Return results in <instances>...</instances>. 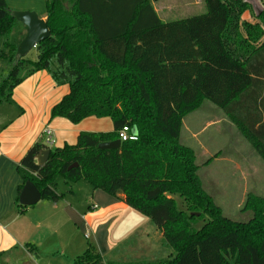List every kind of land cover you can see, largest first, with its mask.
<instances>
[{"label": "trees", "instance_id": "16d2710c", "mask_svg": "<svg viewBox=\"0 0 264 264\" xmlns=\"http://www.w3.org/2000/svg\"><path fill=\"white\" fill-rule=\"evenodd\" d=\"M45 2L51 35L32 60L16 56L25 28L0 0L7 59L0 101L47 71L58 85H69L51 118L110 117L114 129L82 131L63 147L42 134L20 162L19 192L31 181L42 199L57 201L58 177L88 181L162 231V246L172 253L155 264H264V197L247 194L248 221L226 216L202 183L196 151L181 142L183 119L207 100L264 160V8L252 23L242 19L252 8L246 0H204L206 12L167 21L151 0ZM126 125L137 131L136 140L99 148L119 140ZM44 150L49 156L40 165ZM73 264L136 263L105 260L90 245Z\"/></svg>", "mask_w": 264, "mask_h": 264}, {"label": "crops", "instance_id": "0c3cea01", "mask_svg": "<svg viewBox=\"0 0 264 264\" xmlns=\"http://www.w3.org/2000/svg\"><path fill=\"white\" fill-rule=\"evenodd\" d=\"M159 1L152 0L159 16L160 12H183L191 4V0H166L161 11L157 6ZM246 1L251 4L252 11L244 12L242 19L254 23L264 8V0ZM6 3L12 11H34L46 21L45 0H6ZM5 51L4 38L0 36V54ZM0 59L1 75L7 68V59L3 56ZM68 92V84L58 85L47 71H38L14 88L10 100L0 101V252H4L0 264H73L90 245L105 260L155 264L165 259L172 249L162 246V231L147 216L100 189L92 188L90 201L79 203L77 197L81 186L63 188L61 182H56V191L62 194L59 200L41 198L38 203L21 210L20 162L42 134L49 131L52 145L63 147L75 144L82 131L109 132L114 129L110 117L90 116L78 123L63 117L51 118L53 106ZM202 117L200 121H194L199 132L192 124L190 126L193 121L187 123L189 118L185 123L187 133L193 138L214 127L205 138L209 141H202V149L196 152L197 157L204 158L201 167L205 170L220 160L230 162L233 167L250 172L252 181H259L260 186L258 184L256 188L261 190L264 184V181L260 182L264 170L262 157L223 111L212 108ZM194 122L193 126L196 125ZM223 140L224 146L218 149L217 144ZM248 145L263 162L253 161L255 154ZM211 157L212 161L205 164ZM199 175L214 198L210 191L213 188L209 187L211 179L208 175ZM226 183L223 186L228 187ZM245 193L239 202L241 205L245 203ZM222 210L224 212L223 207ZM248 216L251 218L252 214Z\"/></svg>", "mask_w": 264, "mask_h": 264}, {"label": "rangeland", "instance_id": "374dc122", "mask_svg": "<svg viewBox=\"0 0 264 264\" xmlns=\"http://www.w3.org/2000/svg\"><path fill=\"white\" fill-rule=\"evenodd\" d=\"M165 1L166 0H160L158 2L157 6L159 7L160 10L162 9V7H163L162 4ZM248 11H252V8H251V10H248ZM203 12H206V6L204 3V0H191V4L189 6H187L183 10V12H181V11H177L174 13H172V12H170V13L160 12V17L162 19L168 21V20H173V19H177V18H181V17H187V16H191V15L201 14ZM1 57L2 56L0 54V58ZM27 57L29 59L35 60L36 52L34 50H31L27 54ZM212 108H216L217 110L222 111L220 108H218L217 106H215L211 102L205 100L203 102V104L201 105V107H199L197 110L189 113L183 119V125H182V130H181V142L183 144H186V145L193 147V149L196 152H197V150L199 151V149H202V141H209L208 139H205V138H208L210 132L214 129V127L209 128L206 131H203L201 134L198 133L199 134L198 137L193 138L186 131V125H185L186 120L189 118V120H187V123L191 122V121L194 122L195 120H196V122H197V120L200 121L203 118L202 115L203 114L208 115V113L212 110ZM193 122L190 123V126L192 124V127L194 129H196V131L199 132L200 129L197 130L198 125L194 122L196 125L193 126ZM134 131H135V129H134ZM219 136L221 139L223 138L222 134H220ZM223 143H224V140L222 142H220L219 144H217L218 149H219V147L222 148L224 146ZM248 147L250 148V150H253L251 145H248ZM254 154H255V157L254 156L253 157L255 159L253 161H255V160L261 161L260 157L257 155V153H255V151H254ZM198 157H199L198 163H201L204 160V158H201L200 156H198ZM261 162H263V161H261ZM254 164L256 165V163H254ZM232 165L233 164L230 162L220 160V161H216V162L212 163L209 167H206L205 170H204V168L201 167L199 170V173L202 175V177H204V174H205V175H208L209 179H211V181H210L211 186H209V187H212L213 190L210 189V191L213 193L215 200H217L220 203V205L223 207L224 214L226 216L237 219L239 221H248L250 219L249 218L250 216H248V215L252 214V212L251 211H244L242 209L244 203L242 205L239 203L241 201L242 196H243V192L246 191V193H245L246 197H247V194L249 192H254L256 194L264 195V184H263L261 190L256 188L257 185L259 184V181L253 182L252 178L250 176V172H247V170L245 172H243V170H240L237 167L235 168ZM262 166L264 167V165H262ZM262 169H264V168H262ZM261 178L262 179L260 180V182H263L264 181V170H262V172H261ZM225 181L227 182L226 184L228 187L223 186ZM56 182H61V184H62L61 187H63V188H66V187L70 188V186H74V185L75 186L76 185L81 186V193L77 197L78 202L82 203L85 201H90V197H89L91 195L90 190H92L93 186L88 181L80 180L77 182H66V180L63 177H58ZM251 185H256V186H251ZM259 186H260V184H259ZM59 190L64 193L62 188H60ZM239 205H241V206H239Z\"/></svg>", "mask_w": 264, "mask_h": 264}, {"label": "water", "instance_id": "95a60500", "mask_svg": "<svg viewBox=\"0 0 264 264\" xmlns=\"http://www.w3.org/2000/svg\"><path fill=\"white\" fill-rule=\"evenodd\" d=\"M13 16L26 27V32L17 46L16 56L25 57L32 49L47 39L51 33L45 20L39 18L34 11H13ZM134 133L137 134L135 130ZM121 145L120 140L101 143L100 149H116ZM49 156V150L42 151L38 156V163L44 164ZM77 166V164H75ZM41 200V193L31 181H27L20 193L19 203L23 206H32ZM198 215V214H197Z\"/></svg>", "mask_w": 264, "mask_h": 264}, {"label": "built area", "instance_id": "2783aa9c", "mask_svg": "<svg viewBox=\"0 0 264 264\" xmlns=\"http://www.w3.org/2000/svg\"><path fill=\"white\" fill-rule=\"evenodd\" d=\"M46 141L49 145L53 144L52 137L49 131H46ZM137 139V134L133 132L130 126L126 125L119 131V140L120 141H133ZM96 207V206H95Z\"/></svg>", "mask_w": 264, "mask_h": 264}]
</instances>
